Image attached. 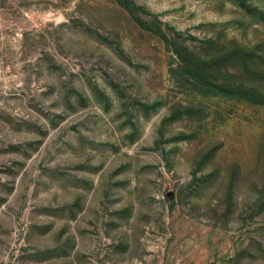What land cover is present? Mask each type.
I'll use <instances>...</instances> for the list:
<instances>
[{"label": "rangeland", "instance_id": "374dc122", "mask_svg": "<svg viewBox=\"0 0 264 264\" xmlns=\"http://www.w3.org/2000/svg\"><path fill=\"white\" fill-rule=\"evenodd\" d=\"M0 264H264V0H0Z\"/></svg>", "mask_w": 264, "mask_h": 264}]
</instances>
